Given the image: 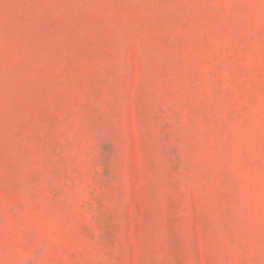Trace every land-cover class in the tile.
Returning a JSON list of instances; mask_svg holds the SVG:
<instances>
[{
    "label": "rangeland",
    "instance_id": "374dc122",
    "mask_svg": "<svg viewBox=\"0 0 264 264\" xmlns=\"http://www.w3.org/2000/svg\"><path fill=\"white\" fill-rule=\"evenodd\" d=\"M0 264H264V0H0Z\"/></svg>",
    "mask_w": 264,
    "mask_h": 264
}]
</instances>
